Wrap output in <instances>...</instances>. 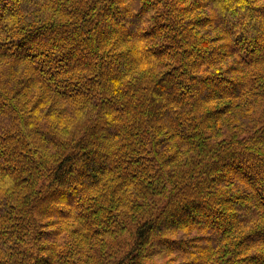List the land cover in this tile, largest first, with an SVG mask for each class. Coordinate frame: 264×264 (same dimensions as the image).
Masks as SVG:
<instances>
[{"label": "trees", "instance_id": "1", "mask_svg": "<svg viewBox=\"0 0 264 264\" xmlns=\"http://www.w3.org/2000/svg\"><path fill=\"white\" fill-rule=\"evenodd\" d=\"M0 264H264V0H0Z\"/></svg>", "mask_w": 264, "mask_h": 264}]
</instances>
